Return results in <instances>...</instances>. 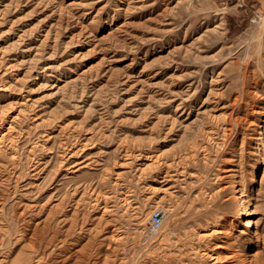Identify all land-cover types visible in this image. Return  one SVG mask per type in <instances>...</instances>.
<instances>
[{
  "label": "rangeland",
  "instance_id": "374dc122",
  "mask_svg": "<svg viewBox=\"0 0 264 264\" xmlns=\"http://www.w3.org/2000/svg\"><path fill=\"white\" fill-rule=\"evenodd\" d=\"M0 118V264H186L196 195L264 264V0H0Z\"/></svg>",
  "mask_w": 264,
  "mask_h": 264
},
{
  "label": "bare ground",
  "instance_id": "6f19581e",
  "mask_svg": "<svg viewBox=\"0 0 264 264\" xmlns=\"http://www.w3.org/2000/svg\"><path fill=\"white\" fill-rule=\"evenodd\" d=\"M231 128L232 127L225 126L224 129L231 130ZM11 131H12V127L10 124H9V126L5 127L3 131H0V149L1 148L5 149V147L9 148L10 143L12 142ZM207 133H208L207 134L208 137H210V138L213 137V129L210 128ZM195 144H196V141L192 142L190 146H195ZM10 154H13V152L12 151L9 152L8 155H10ZM190 155H191V153H190ZM193 156H194V154H193ZM157 157H158V155H156V158ZM189 158L186 154V156L181 157V159H179V160H181L180 163L182 162V163H184V166H187L188 165L187 163L189 162L188 161ZM190 159H192V158H190ZM185 168L183 170H181L180 172L179 171L178 172L176 171V172L180 174L183 171H186ZM202 194L203 193H201V195ZM198 198H199V195H196L195 198L192 200V203L189 205L188 210H187L188 218H189V221H191V225L193 226V228L195 230L194 234L196 237L195 238L193 237L194 239L192 238V239H190V241L188 243H186L189 246L188 248H186V251L187 250L190 251L189 254H186V257L188 259V262L186 264H263V262H261L259 257H257V256L250 255V257L249 256H247V257L242 256V258H241V257H239V254L236 252V250L226 252L225 250L222 249L223 247H225L223 243L227 242L223 238V235H222V234H226L225 229L223 227H216V228H212L210 231H206V227L202 223V220L204 217H206V201L207 200H206V196H205V199H198ZM210 200H212V199H210ZM198 203L202 204L201 208L198 207ZM105 206H106V201H105ZM250 225L251 224H249L248 226H250ZM212 237H219V239H221V241L219 240V241L214 242V248H213L214 250L209 249V246L211 243L210 239ZM185 252L183 251V253H185ZM181 254L182 253H180V255ZM206 258L207 259L209 258V261L207 260V262H206ZM171 262H172V260H171ZM176 262H177V260H176Z\"/></svg>",
  "mask_w": 264,
  "mask_h": 264
},
{
  "label": "built area",
  "instance_id": "2783aa9c",
  "mask_svg": "<svg viewBox=\"0 0 264 264\" xmlns=\"http://www.w3.org/2000/svg\"><path fill=\"white\" fill-rule=\"evenodd\" d=\"M224 5H236L244 6L247 3V0H221ZM162 224V215L159 211H156L150 221V227L152 230H157Z\"/></svg>",
  "mask_w": 264,
  "mask_h": 264
}]
</instances>
